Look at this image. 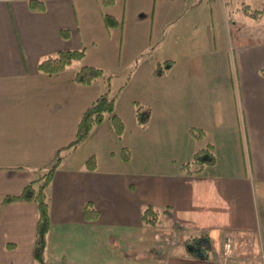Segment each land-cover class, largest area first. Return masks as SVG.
Returning <instances> with one entry per match:
<instances>
[{
  "label": "crops",
  "instance_id": "1",
  "mask_svg": "<svg viewBox=\"0 0 264 264\" xmlns=\"http://www.w3.org/2000/svg\"><path fill=\"white\" fill-rule=\"evenodd\" d=\"M40 1L42 10L29 0H0V199L20 193L51 167L57 150L73 140L83 112L106 90L150 108L147 124L140 126L133 113L136 122L128 130L114 98L123 145L115 144L106 116L97 125L111 128L97 136L104 141L101 160L88 145L92 130L60 152L46 188L45 263L103 264L104 245L113 236L146 226L140 216L147 205L159 211L154 227L177 233L169 241L179 252L159 262L192 261L182 242L201 235L213 250L255 260L261 247L264 256V17L250 19L242 11L244 5L262 9L264 0ZM104 14L119 25L106 27ZM81 49L83 58L63 72L48 76L37 69L47 56ZM81 66L101 68L109 87L103 78L75 83ZM115 78L123 88L114 87ZM192 129L201 131L198 137ZM200 141L213 162L186 174L181 165L200 150ZM167 148L170 165L157 158ZM185 153L189 158L178 160ZM91 155L93 170L85 166ZM86 204L97 219L84 218ZM36 220L34 203L0 207V264H36ZM129 247L139 260L132 240Z\"/></svg>",
  "mask_w": 264,
  "mask_h": 264
},
{
  "label": "trees",
  "instance_id": "2",
  "mask_svg": "<svg viewBox=\"0 0 264 264\" xmlns=\"http://www.w3.org/2000/svg\"><path fill=\"white\" fill-rule=\"evenodd\" d=\"M102 4L110 5L114 0H101ZM29 5L32 9H43V2L40 0H29ZM243 13L250 19H258L264 17V8L250 9L249 6H242ZM103 21L106 27L113 28L119 25V22L109 14L103 15ZM84 51L81 50H62L54 55L47 56L41 59L37 64L38 71L51 76L63 72L67 66L73 61H79L83 58ZM155 72V70H154ZM259 73L264 77V65L259 69ZM98 78H103L109 87L110 76L104 75L101 68L92 66H81L74 75V82L81 85H90ZM134 115L137 123L144 127L149 119V111L145 110L141 105L135 104ZM108 116L110 125L114 130L117 139H121L124 132V124L122 120L114 112V97L110 95L109 89L100 94L93 103L83 112L75 132L73 140L66 146L60 148L56 152V158L51 167L43 172L40 176L28 182L20 193L16 195H6L0 199V207L14 203H34L37 211L36 231L32 248V257L36 264H46L44 260V253L46 247L47 234L50 229L49 204L46 193V188L49 185L52 174L60 163V152L63 149L75 148L80 142L85 140L90 134L93 126L99 125L103 119ZM199 130V129H197ZM192 132L193 129H192ZM197 132H201L200 130ZM194 132V136L198 137V133ZM209 151V148H203L193 154L191 161L181 165V170L186 174L200 173L205 164H211L213 161L210 154L203 155ZM122 158L129 159V151L125 148L121 149ZM205 157H201V156ZM85 166L89 170L96 167V160L93 155L88 157L85 161ZM98 213L89 204L84 207V218L86 220H95ZM141 223L146 226H155L159 222V211L152 206L147 205L141 211ZM205 238V237H204ZM208 242V247H211L208 237L205 238ZM188 239L183 243V249L188 251L193 248L191 257L204 256L207 257V249L205 243L198 238ZM196 242V246L193 243ZM192 243V244H191ZM198 248V249H197ZM190 253V252H189ZM204 253V254H203ZM197 255V256H196Z\"/></svg>",
  "mask_w": 264,
  "mask_h": 264
},
{
  "label": "rangeland",
  "instance_id": "3",
  "mask_svg": "<svg viewBox=\"0 0 264 264\" xmlns=\"http://www.w3.org/2000/svg\"><path fill=\"white\" fill-rule=\"evenodd\" d=\"M232 10V9H230ZM112 76V75H111ZM123 82H120V80L118 78L114 79V87L123 88ZM116 88V89H117ZM112 94V91H111ZM110 94V95H111ZM115 102L116 105L119 107V111H117L125 120V123L128 127V130H131L134 125V123L136 122L134 117H133V113H134V109H135V105L132 104V98L128 96V94L126 93L125 97L122 98H118V92L115 90ZM129 94H133V91ZM113 95V94H112ZM117 99V101H116ZM133 105V107H132ZM143 108L145 110H149L150 108L148 106H144L142 105ZM108 117V116H107ZM131 118V119H130ZM111 129L109 123L106 126H93L92 128V133H95L94 136H92V138H90L89 142L90 144L89 147L91 150H94L93 152H95L96 150V154L99 158V160H101V157H103V153H104V149L102 147V145H104V141L103 139L100 140L97 138V136L100 134L101 131L105 132V129ZM111 131V130H110ZM129 135L128 138L132 139V132L128 131ZM103 141V142H102ZM115 144L120 147H122V143L119 142V140H117V138L114 140ZM206 142L200 141L197 143V148L200 149L203 146H205ZM234 143L236 145V147H238V141H237V137L235 135V139H234ZM101 145V146H100ZM109 146L112 148V142H109ZM128 150V149H127ZM169 152V148H167L166 150H164L163 153L160 152V154H157V158L159 160H161L165 165H170L171 163V156H168L167 153ZM237 153H238V157L236 158L237 162H240V153H239V148L237 149ZM177 156V155H176ZM180 158H182L183 161L187 160L186 158H189L188 155L183 154L182 157H179L178 160H180ZM242 161V160H241ZM234 162V161H233ZM224 163V159L223 156L220 155L219 157V164L223 165ZM235 163V162H234ZM261 201H263L261 208H260V212H261V216L264 218V199H261ZM260 206V204H259ZM164 230V231H163ZM264 230V229H263ZM177 233L174 232L172 233V231L170 232L167 229H164L163 226H159V227H154V226H143L141 228V230L135 231L133 233H129V234H120V236H122V238H116L115 236H113V238L115 239L114 242L113 241H109V243L103 248V255H105V253H107V257H103V264H147L146 262H159L161 261L163 257H161V255H164L165 253L168 252H179V249H177V244H173L172 242L169 241V237H173L176 238L175 235ZM192 238H198L201 239L204 243H205V249H207V257L204 258V256H197L192 258L191 254H193V251L195 250V248L191 249L188 251V253L185 252V255L188 256V258L192 259V261H189L187 263H183V264H264V256L260 257L261 255H263L262 252V248L260 247L259 254L258 257L255 260H252V257H241V256H235L232 253H223V250H218V249H211V247H208V242L207 240L204 238L203 235L199 236H191L189 239L191 242ZM130 240H132L133 243V248H131V250L133 249V251L135 253H139L137 257H139V260L136 258H132L134 256L131 255L130 252H128L130 250ZM188 241V240H187ZM185 242V241H184ZM182 242V246L183 243ZM192 244V243H191ZM194 246H196V242L193 243ZM236 245V244H235ZM228 247V245H227ZM231 246L228 247V249ZM242 247V245H241ZM240 247V248H241ZM183 248V247H181ZM180 248V249H181ZM198 249V248H197ZM236 249H238V246L236 247ZM240 251V249H239ZM190 252V253H189ZM256 253V252H255ZM204 254V253H203ZM255 256H257L256 254H254ZM145 256H147V258H145ZM177 256V255H175ZM162 264H168V263H163V262H159Z\"/></svg>",
  "mask_w": 264,
  "mask_h": 264
},
{
  "label": "built area",
  "instance_id": "4",
  "mask_svg": "<svg viewBox=\"0 0 264 264\" xmlns=\"http://www.w3.org/2000/svg\"><path fill=\"white\" fill-rule=\"evenodd\" d=\"M156 264H162V263H156Z\"/></svg>",
  "mask_w": 264,
  "mask_h": 264
}]
</instances>
